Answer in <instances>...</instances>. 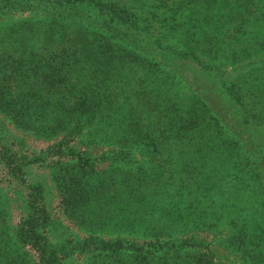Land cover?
<instances>
[{
  "label": "trees",
  "instance_id": "trees-1",
  "mask_svg": "<svg viewBox=\"0 0 264 264\" xmlns=\"http://www.w3.org/2000/svg\"><path fill=\"white\" fill-rule=\"evenodd\" d=\"M35 1L49 12L0 20V113L56 140L64 203L116 236L85 244L96 264H225L215 246L264 264V0ZM74 141L127 161L59 176ZM0 162L23 188L17 226L0 191V264H60L44 187L1 135Z\"/></svg>",
  "mask_w": 264,
  "mask_h": 264
},
{
  "label": "rangeland",
  "instance_id": "rangeland-1",
  "mask_svg": "<svg viewBox=\"0 0 264 264\" xmlns=\"http://www.w3.org/2000/svg\"><path fill=\"white\" fill-rule=\"evenodd\" d=\"M14 7L7 11V15L0 13V20H12L18 18H26L38 12H49L46 8L40 6V3L35 0H12ZM5 0H0V5ZM53 10V9H52ZM0 135L2 140L7 142L11 148L17 152L25 161L23 165L24 176L27 182H40L45 191V200L49 212V219L45 227L46 237L59 248L60 264H96L102 262L107 256L98 253L95 247H85V244L93 240L91 244H100V238L107 240H115V235H109L92 226L83 219L78 211L71 205H66L63 200V191L61 183H57L54 178L58 176L56 167L51 163V160H45L44 151L49 144L54 143L55 139H46L32 130L23 129L22 125L17 124L16 121L5 117L0 113ZM115 147V146H114ZM111 149L113 147L103 145H82L79 141H74L70 144V150L67 156L60 159L62 162L60 174H63L66 169L73 171L77 160L82 164H92L96 172H101L109 163L111 166L109 171L115 168L114 164L124 165L127 159H121L113 154ZM253 150V149H251ZM255 151V150H253ZM259 162L264 165V153L259 152ZM74 164V165H73ZM73 165V167H72ZM21 189L17 186L15 181L11 178L8 169L2 162H0V191L10 200L11 206V221L14 226L21 223L23 212L16 205V197ZM20 194V193H19ZM88 197V196H87ZM192 235V234H191ZM196 239L205 242L210 241L211 235L207 233H198L195 235ZM144 241L141 237L129 235L124 236L123 243L131 246L133 243L138 245ZM94 246V245H91ZM217 250L218 259L225 264H240V262L233 261V256H230L221 248L215 246ZM134 251V250H131ZM131 259H135L136 254L129 255Z\"/></svg>",
  "mask_w": 264,
  "mask_h": 264
}]
</instances>
